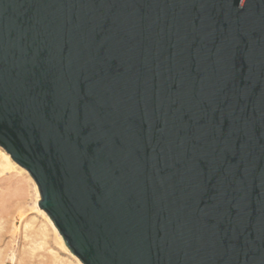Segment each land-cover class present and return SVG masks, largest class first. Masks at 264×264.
Returning a JSON list of instances; mask_svg holds the SVG:
<instances>
[{"label":"water","instance_id":"95a60500","mask_svg":"<svg viewBox=\"0 0 264 264\" xmlns=\"http://www.w3.org/2000/svg\"><path fill=\"white\" fill-rule=\"evenodd\" d=\"M0 145L84 264H264V0H0Z\"/></svg>","mask_w":264,"mask_h":264},{"label":"rangeland","instance_id":"374dc122","mask_svg":"<svg viewBox=\"0 0 264 264\" xmlns=\"http://www.w3.org/2000/svg\"><path fill=\"white\" fill-rule=\"evenodd\" d=\"M1 176L4 182L1 181L2 185H0V191L9 192L11 189L14 191L17 188L15 192L23 194L21 196L16 195L14 198L18 200V205H20L21 208L23 207V209L20 208V211L18 210L19 214L17 211L8 210L3 215L4 218H2V222L0 223V264H2L3 261L7 264H55V256H57L58 261L61 260L62 264H77L70 253L55 240L52 231L46 240L48 244H40L43 240L37 230L45 225L46 219L37 210H32L35 192L31 187L32 181H30L28 175L24 172L21 173L19 169H15L7 170ZM5 186L13 188L8 190ZM20 188H24V190H22L23 192H20ZM20 212H23V214H20ZM30 223H32L31 226L34 225L36 227H29L28 225ZM15 228H19L18 236L12 233V230ZM33 230L36 232H33ZM37 241L38 243H36ZM13 253H15V258L12 257Z\"/></svg>","mask_w":264,"mask_h":264},{"label":"bare ground","instance_id":"6f19581e","mask_svg":"<svg viewBox=\"0 0 264 264\" xmlns=\"http://www.w3.org/2000/svg\"><path fill=\"white\" fill-rule=\"evenodd\" d=\"M22 166V165H21ZM19 165L18 162H16L13 157L11 156V154L9 152H7V150L0 145V185H2V181L3 177L1 176L3 173H5L7 170H15V169H19L21 171V173H26V175H28V177L30 178V181H32V188L35 192V198H34V204L32 206V210L35 209L37 210L39 213H41V215H43V217L46 219V223L45 225H43L42 227H40L37 232L38 234L41 236L42 238V242L40 244H46V240L47 237L50 236L51 231L53 232V235L55 236V240H57V242L59 243L60 246H62L64 249H66L70 255L73 257V259L76 261L77 264H84L81 259L75 255L72 250L66 245V242L63 238V235L60 233V231L58 230L57 226L55 225V223L53 222V220L51 219L50 215H48V213L41 208V206L39 205V200L42 199V195L39 189V186L35 180V178L32 176L31 173H29L28 169H26L25 167H21ZM28 178V179H29ZM5 180V179H4ZM2 181V182H1ZM12 184V183H11ZM13 185V184H12ZM4 187V186H3ZM6 187V186H5ZM20 187V186H19ZM30 187V188H31ZM8 190H10V186L6 187ZM5 188V189H6ZM4 189V188H3ZM15 189V188H14ZM24 190V188H20V192ZM12 191V192H11ZM11 191H0V223L2 222V218H4V214L10 210V211H17V213L19 214V209L21 208L20 205H18L19 203L17 202L18 200H16L14 197L16 195H22L23 193H19V192H15L16 190H12ZM23 192V191H22ZM19 193V194H18ZM26 197V196H25ZM23 199V198H22ZM25 200V199H24ZM23 200V202H24ZM22 201V200H20ZM23 209V207L21 208ZM19 210V211H18ZM23 211V210H22ZM25 211V210H24ZM10 213V212H9ZM20 214H23V212H20ZM9 216V215H8ZM11 216V215H10ZM19 216V215H18ZM23 216V215H22ZM21 217V216H20ZM34 219V218H33ZM8 220V219H7ZM30 220V219H29ZM28 223V222H27ZM32 223H30L28 226L30 227ZM32 227H36V226H31ZM3 230V229H2ZM35 230H33L34 232ZM26 232V231H25ZM36 232V231H35ZM12 233L16 236L19 235V228H15L12 230ZM32 235V234H31ZM40 242V241H39ZM38 243V241L36 242ZM48 244V243H47ZM46 244V245H47ZM34 246V245H33ZM39 247V245H38ZM37 248V247H36ZM30 250V249H29ZM54 251V250H53ZM12 257L15 258V253L12 254ZM55 264H62L61 260L58 261L57 260V256H55ZM2 264H7L3 261ZM66 264V263H65ZM74 264V263H73Z\"/></svg>","mask_w":264,"mask_h":264}]
</instances>
